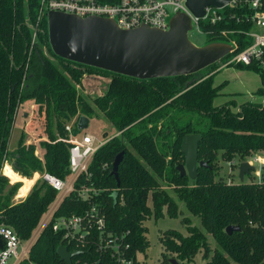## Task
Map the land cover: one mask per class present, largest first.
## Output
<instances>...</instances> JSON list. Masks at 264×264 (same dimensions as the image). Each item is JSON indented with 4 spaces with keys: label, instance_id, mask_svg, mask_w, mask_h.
Listing matches in <instances>:
<instances>
[{
    "label": "trees",
    "instance_id": "obj_1",
    "mask_svg": "<svg viewBox=\"0 0 264 264\" xmlns=\"http://www.w3.org/2000/svg\"><path fill=\"white\" fill-rule=\"evenodd\" d=\"M40 3L0 0V168L15 111L22 103L43 106L49 135L48 141L38 144L40 160L30 156L20 141L15 143L9 156L22 177L46 172L64 179L68 137L76 136L77 118L92 116L93 108L116 135L94 152L86 175L77 177L74 190L89 189L88 199L70 192L52 216L79 215L94 206L104 218L101 238L90 232L80 240H65L48 224L30 245L27 259L17 264H65L56 254L59 246L78 252L71 264H120V258L137 264L136 255L148 246L142 223L163 213L176 218L181 214L179 202L202 230L182 217L186 235L163 231L157 238L163 250L160 264H169L167 259L193 264L197 252L207 264H264V180L226 183L217 176L220 160L233 167L235 159L244 162L253 155L264 156V102L213 106L219 86L212 85L209 71L216 63L190 75L140 81L57 58L47 45L46 15L40 12ZM216 39L206 37L208 43ZM235 67L255 73L248 66ZM92 75L107 79L108 84L103 93L89 98L79 88L82 78ZM259 77L255 94L264 99V78ZM194 134L199 136L196 159L206 166H197L191 181L178 176L175 167L183 163L181 137ZM120 152L116 187L110 171L112 159ZM18 186L0 178V223L24 242L55 192L37 180L22 201L11 205L9 196ZM230 226L238 229L227 235L224 230ZM207 237L215 243L212 251ZM105 242L115 244L117 252L104 247Z\"/></svg>",
    "mask_w": 264,
    "mask_h": 264
},
{
    "label": "built area",
    "instance_id": "obj_2",
    "mask_svg": "<svg viewBox=\"0 0 264 264\" xmlns=\"http://www.w3.org/2000/svg\"><path fill=\"white\" fill-rule=\"evenodd\" d=\"M49 11L75 15L82 19L90 16L110 19L120 30L141 26L167 30L169 18L181 13L188 18L190 31L202 34L205 38L209 35L216 37L218 42L229 46V51L222 57L224 66H248L264 78V0H227L219 8H203L200 18L186 9L185 0H41L40 12L46 15ZM64 129L70 133V125H66ZM75 137H68V175L64 179H57L46 172L32 173L31 179L34 177V180L48 185L55 192V198L28 240L20 241L14 231L0 223V264H5L10 259L11 264L27 259L30 245L48 224L52 232L60 234L65 240H80L90 232H95L98 240L101 238L104 218L94 206L79 215L52 218L54 210L68 193L74 192L77 198L86 200L91 192L84 187L74 190V184L79 175H86L88 161L103 142L96 143L88 134ZM246 162L250 166L253 163L258 166L256 171L252 167L254 176L249 174L250 179L262 182L264 173L260 170L264 165V157L253 155ZM103 246H110L113 252H117L115 244L108 245L105 242ZM118 261L120 264H130L121 258Z\"/></svg>",
    "mask_w": 264,
    "mask_h": 264
},
{
    "label": "water",
    "instance_id": "obj_3",
    "mask_svg": "<svg viewBox=\"0 0 264 264\" xmlns=\"http://www.w3.org/2000/svg\"><path fill=\"white\" fill-rule=\"evenodd\" d=\"M227 0H185V7L196 18L203 15L207 6L219 8ZM167 30L141 26L136 29L120 30L110 19L90 16L79 18L59 12H47V45L53 56L65 61L111 72L137 80L158 79L190 75L216 63L229 51L226 43L212 42L205 46H195L187 40L190 31L188 18L181 13L175 14L167 22ZM88 120L79 116L75 123L76 130L87 127ZM199 140L197 134L185 135L180 139L179 151L183 163L175 167L178 176L195 179L197 166L206 164L196 159ZM122 152L112 159L110 176L118 186L116 170L121 162ZM252 170L246 161L236 167L239 182ZM237 227H226L229 235ZM59 261L71 264L70 259L78 252H69L67 247L56 249ZM169 264H178L174 259H167Z\"/></svg>",
    "mask_w": 264,
    "mask_h": 264
},
{
    "label": "rangeland",
    "instance_id": "obj_4",
    "mask_svg": "<svg viewBox=\"0 0 264 264\" xmlns=\"http://www.w3.org/2000/svg\"><path fill=\"white\" fill-rule=\"evenodd\" d=\"M187 40L189 43L194 44L195 46L201 47L208 44L206 38L199 33H196L195 31L191 30L187 34ZM224 60H220L216 62V65L209 71V75H212V85L213 86H219L217 92L218 96L213 100L212 105L213 106H220L222 104H226L229 102H233L234 105L241 104L243 102H251V103H258L261 98L257 97L255 94L256 88L259 87V80L257 74L252 73L251 71L245 70V69H238L234 66H224L223 65ZM98 91L94 92L93 94L85 92L89 98H92L93 96H98ZM97 93V94H96ZM23 107V105H20V109ZM22 110V109H21ZM20 110V111H21ZM93 115L86 117L88 120L87 127L83 130H77L76 131V137L78 138L81 135H89L93 141L96 140L97 142H104L105 140L110 139L112 136L116 135L114 128L111 127V125L108 124V122L93 108ZM19 109H16L15 114L16 117L18 114ZM85 117V116H84ZM73 121V120H72ZM18 122L19 119L17 117L15 125L10 130V135L8 137L7 142V156L5 158L4 163L5 166L0 168V178H3L5 181L13 182L12 178L15 177L18 181L22 182V187L19 190L18 196L23 197L24 194L29 189V186L31 185V182L27 181L30 177H22L17 172H15L14 168L13 171L17 174V176H13L11 165L13 164V158L9 155L14 151L15 142L17 139V130H18ZM31 156V155H30ZM259 156V155H258ZM259 157H264L263 155ZM241 163L237 159L234 160V166H230L227 163L222 162L221 160L217 162V176L221 177L224 182H238V177L236 174V167L237 165ZM253 171L258 170L257 164L253 163L252 165ZM253 171H250V176H254ZM260 172L264 173V165L262 166ZM20 176V177H19ZM249 175H245L242 182H248L250 180ZM5 177L8 179H5ZM24 178V179H22ZM21 179V180H20ZM15 182V181H14ZM10 186V185H9ZM15 192V191H14ZM167 193L171 194L170 190L167 189ZM14 193H12L13 195ZM9 196V203L12 204L14 202L13 197ZM149 204V202H148ZM178 209L181 212L176 218H169L165 213H163L162 217L159 219H153L150 217L146 221L142 223V226L146 229L145 233V240L148 244L147 249L143 253H139L136 255L135 260H137V264H160V255L163 253L162 247L160 243H158V236L163 233V231L166 230H172L177 232L181 235H186V229L185 226H183L180 223V220L182 217H187L190 226L197 227L198 229H201V226L198 224L197 218L192 217L190 214H188L185 209L183 208L182 203H177ZM49 208V207H47ZM47 211V209H46ZM206 242L208 243V246L210 250H214L216 248L215 243L212 242L210 237L206 238ZM24 243L21 244L23 246ZM193 264H207L206 260L201 259L200 252H197V254L192 258ZM5 264H11V259L8 260Z\"/></svg>",
    "mask_w": 264,
    "mask_h": 264
},
{
    "label": "crops",
    "instance_id": "obj_5",
    "mask_svg": "<svg viewBox=\"0 0 264 264\" xmlns=\"http://www.w3.org/2000/svg\"><path fill=\"white\" fill-rule=\"evenodd\" d=\"M257 76H258L259 85H260V77L258 74H257ZM82 79H83V81H82V84H81L79 90L81 89V92L84 95H86V93H85L86 91L88 93L93 94L94 92H97V90H100V91H98V94H101V93H103V91L105 90V88L108 84L107 79L98 77L96 75L85 76ZM256 89H258V88H256ZM259 98H261V97H259ZM263 101H264V99L261 98L259 102L262 103ZM20 105H19V107H20ZM22 105H23V107L21 108L22 110L18 107V109H19L18 114L19 115L17 117L19 119V122L17 124L18 130H17V135H16L17 136L16 142L20 141L21 147H23L24 150H26L27 152L29 151L30 155L32 157L40 160L42 153H41V148L38 147V144H39V142L48 141V139H49L48 132L45 128L43 106H34V105L27 103V102L22 103ZM17 117L14 118V120L11 124V128L15 125ZM11 128H10V130H11ZM5 164H7V163H5ZM5 164L3 165V167L5 166ZM13 166H14V164H12L10 166L12 170H13V168H12ZM3 167H2V169H3ZM13 176H17V174L15 173V174H13ZM33 178L34 177H32V179H28L31 182V185L29 186L28 191L26 192V194L23 195V197H18V194H19L18 192H19L20 188L22 187V182L15 179V177L12 178L13 182L9 181L8 185H10V186H12V184H14V183L19 184L18 188L15 190L14 194L12 195L13 200H14V202H12V203L20 202L25 198V196L29 193V190L31 189V187L36 182V180H34ZM5 179H7V178L5 177ZM22 179H24V178H22Z\"/></svg>",
    "mask_w": 264,
    "mask_h": 264
},
{
    "label": "bare ground",
    "instance_id": "obj_6",
    "mask_svg": "<svg viewBox=\"0 0 264 264\" xmlns=\"http://www.w3.org/2000/svg\"><path fill=\"white\" fill-rule=\"evenodd\" d=\"M18 197H20V196H18Z\"/></svg>",
    "mask_w": 264,
    "mask_h": 264
}]
</instances>
